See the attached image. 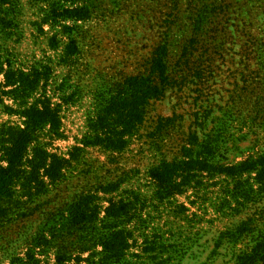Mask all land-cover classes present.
<instances>
[{
  "label": "rangeland",
  "instance_id": "374dc122",
  "mask_svg": "<svg viewBox=\"0 0 264 264\" xmlns=\"http://www.w3.org/2000/svg\"><path fill=\"white\" fill-rule=\"evenodd\" d=\"M7 1L11 5L2 10L13 11L5 21L10 26L0 25L1 56L26 68L49 66V94L67 82V92L60 96L66 99L62 136L55 137L47 128L39 141L67 160L74 148L84 150L79 163L71 161L62 189L50 196L53 205L63 204L64 195L120 178V190L101 192L102 201L97 204L106 207L109 199H123L136 210L131 224L134 238L125 262L166 264V259H173L169 264H236L237 257L252 251L253 241L264 233V191L258 193L259 185L252 180L255 175L240 180L241 191L235 189L237 180L205 176L196 189L160 201L146 173L154 160L146 155L139 135L127 152L114 157L83 144L90 120L116 95L118 84L144 73L162 41L169 43L170 60L176 61L193 31L191 0ZM220 1L226 5L219 17L225 28L223 59L215 62L202 82L188 78L181 106L172 97L152 103L149 111L151 119L171 117L175 112L183 115L188 134L191 128L200 137L212 135L223 148L224 162L238 163L264 152V108L258 112L256 106L264 107V57L259 58L264 56V0ZM78 6L89 8L85 20L75 21L62 12ZM169 14L173 15L171 25L164 27L162 15ZM52 39H57L55 48L50 45ZM61 98L54 101L61 104ZM1 99L0 132L24 128L25 120L9 111L17 110L14 100ZM15 200L0 221V264H10V256L24 253L14 247L35 234L46 214L44 209L35 213L31 206L34 214L30 215L29 206ZM242 224L245 234L239 230ZM101 251L98 247L93 257L84 253L83 261L70 264H99ZM38 258L54 263L53 253Z\"/></svg>",
  "mask_w": 264,
  "mask_h": 264
},
{
  "label": "trees",
  "instance_id": "16d2710c",
  "mask_svg": "<svg viewBox=\"0 0 264 264\" xmlns=\"http://www.w3.org/2000/svg\"><path fill=\"white\" fill-rule=\"evenodd\" d=\"M58 1L74 4V0ZM6 4L11 5L7 0L0 1V25L8 28L10 23L5 21L13 9L2 10ZM191 5L195 14L193 31L176 61L170 60L169 43L162 41L145 74L131 76L118 84L116 95L90 120L88 136L83 144L85 147L101 148L114 157L127 152L139 135L143 139L146 155L154 160L146 173L160 201L196 189L205 176L237 180L235 189L241 191L244 189L240 187V180L245 175L250 178L255 175L252 180L259 185V193L264 191V152L238 163L224 162L220 142L212 135L203 134L200 137L191 128L188 134L183 128V115L175 112L171 117L150 118L152 103L173 97L181 106L183 103L180 101L187 97L188 78L196 83L202 82L205 74L212 73L215 62L224 57L221 39L225 28L219 21L225 13L224 1L191 0ZM62 12L75 21L85 20L90 13L88 7L79 6ZM171 17L172 14L162 15L164 27L171 25ZM56 40H51L53 48L57 46ZM51 70L42 64L27 68L17 66L0 54V102L3 97L12 98L17 110L9 108V111L25 120L24 128L9 127L0 132V221L10 213L9 206L16 202V198L29 206L30 215L41 209L46 212L35 234L14 247V250L22 248L24 253L10 256V264H49L38 257L49 258L52 253L53 264H70L74 260L81 262L82 254L91 253L90 257H93L98 247L102 248L98 254L99 264H131L125 261L134 238L131 224L137 218L136 210L132 203L123 199H109L105 201L108 203L106 207L97 204L102 201L99 197L101 192L110 194L120 190V178L105 180L96 187H86L74 195H64L63 204L52 203L50 196L62 189L68 167L72 162H80V153L84 150L74 148L71 160H67L51 153L48 145L39 141V134L47 128L55 137L62 136V104L66 99L60 96L66 94L67 82L64 81L49 94ZM55 98H61L62 103L54 101ZM256 106L258 112L264 108L263 105ZM249 187L255 193L253 185ZM102 213L104 216L100 218ZM243 227L242 224L239 230ZM242 233L245 234V231L241 229ZM253 242L255 247L252 251L237 257L236 264H264L263 231ZM172 260L166 259V264Z\"/></svg>",
  "mask_w": 264,
  "mask_h": 264
}]
</instances>
